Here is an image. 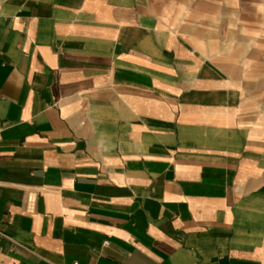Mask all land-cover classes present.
<instances>
[{
	"label": "crops",
	"instance_id": "obj_1",
	"mask_svg": "<svg viewBox=\"0 0 264 264\" xmlns=\"http://www.w3.org/2000/svg\"><path fill=\"white\" fill-rule=\"evenodd\" d=\"M263 12L0 0V264H264Z\"/></svg>",
	"mask_w": 264,
	"mask_h": 264
},
{
	"label": "rangeland",
	"instance_id": "obj_2",
	"mask_svg": "<svg viewBox=\"0 0 264 264\" xmlns=\"http://www.w3.org/2000/svg\"><path fill=\"white\" fill-rule=\"evenodd\" d=\"M247 11L248 12H252V16L254 17V15H255V6H253V7H247ZM263 16H264V12H263ZM262 26H263V24H262Z\"/></svg>",
	"mask_w": 264,
	"mask_h": 264
},
{
	"label": "built area",
	"instance_id": "obj_3",
	"mask_svg": "<svg viewBox=\"0 0 264 264\" xmlns=\"http://www.w3.org/2000/svg\"><path fill=\"white\" fill-rule=\"evenodd\" d=\"M33 201H34V199L32 198V196H29V197H28V202H29V203H32Z\"/></svg>",
	"mask_w": 264,
	"mask_h": 264
}]
</instances>
